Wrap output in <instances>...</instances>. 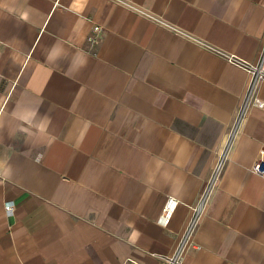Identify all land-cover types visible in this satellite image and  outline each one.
Segmentation results:
<instances>
[{
  "label": "crops",
  "instance_id": "crops-1",
  "mask_svg": "<svg viewBox=\"0 0 264 264\" xmlns=\"http://www.w3.org/2000/svg\"><path fill=\"white\" fill-rule=\"evenodd\" d=\"M263 44L264 0H0V264H163ZM228 149L184 264H264V108Z\"/></svg>",
  "mask_w": 264,
  "mask_h": 264
},
{
  "label": "built area",
  "instance_id": "built-area-1",
  "mask_svg": "<svg viewBox=\"0 0 264 264\" xmlns=\"http://www.w3.org/2000/svg\"><path fill=\"white\" fill-rule=\"evenodd\" d=\"M121 1V0H118ZM101 32V28L99 26H96L94 28V33L99 34ZM89 41L92 43H98L99 39L97 36H91L89 38ZM226 58L231 63L243 68L246 70L249 74L250 80L248 83V87L246 89V94L244 96L243 102L236 114L235 122L232 127V131L229 135V143L227 144L224 155L220 158L218 164L216 165L213 174L210 178V181L204 191V194L202 196L201 202L197 208L194 209V214L184 231V234L182 235V238L174 251L173 254L170 256H165L163 258V264H184V256L187 252V250L192 246L191 238L194 233L196 224L199 219L200 210L204 203L207 200V197L209 193L211 192L216 179L220 173V170L223 165L224 158L226 157L225 152L229 150V145L231 143L232 138L234 137L235 133L238 130V127L240 126L242 120L244 119L245 115L247 114L250 107L255 106L258 108H264V100L260 98L258 95V89L262 82H264V44L261 49V52L259 54L258 60L255 63L247 62L244 60H241L235 56L227 55ZM177 202L175 200L170 199L166 206L163 209L162 215L159 219L160 222H163L165 225H167L170 221V218L176 208ZM6 211L7 212H13V206L11 204L6 205Z\"/></svg>",
  "mask_w": 264,
  "mask_h": 264
}]
</instances>
